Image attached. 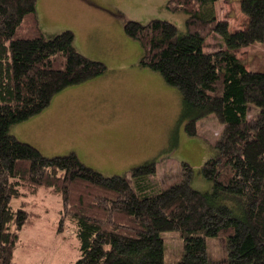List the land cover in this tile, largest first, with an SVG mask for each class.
Listing matches in <instances>:
<instances>
[{"label":"trees","instance_id":"trees-1","mask_svg":"<svg viewBox=\"0 0 264 264\" xmlns=\"http://www.w3.org/2000/svg\"><path fill=\"white\" fill-rule=\"evenodd\" d=\"M218 1H167L170 11L186 14L185 32L160 18L124 24L143 49L140 63L181 92L188 134L211 114L224 126L215 154L198 169L210 183L206 191L192 185L196 170L183 161L180 181L151 192L156 157L130 176H108L77 152L46 156L11 132L56 93L107 67L78 50L72 30L47 38L37 0H0V264H15L21 232L40 215L30 197L41 189L62 200L60 231L74 225L81 254L74 264H264V68L246 66L235 52L264 50V0H239L248 23L234 30L218 18ZM213 33L226 47L206 50ZM165 231L183 240L176 262L165 259ZM220 237L227 256L215 260L209 240Z\"/></svg>","mask_w":264,"mask_h":264},{"label":"rangeland","instance_id":"rangeland-1","mask_svg":"<svg viewBox=\"0 0 264 264\" xmlns=\"http://www.w3.org/2000/svg\"><path fill=\"white\" fill-rule=\"evenodd\" d=\"M167 1L37 0L39 26L47 38L72 30L78 50L103 61L107 69L88 82L56 93L44 111L13 125L11 132L46 156L77 152L85 163L108 176H130L132 167L147 160L133 159L158 150V173L148 186L151 192L180 181L183 161L196 170L192 185L206 191L210 183L198 169L215 154L213 146L224 126L211 114L198 121L197 134L189 135L181 92L167 84L158 71L140 63L143 49L137 39L125 33V22L146 23L154 18L167 19L185 32L186 14L170 11ZM216 11L218 18L230 23L231 30L245 28L248 23L239 0H220ZM205 45L209 51L226 47L214 33ZM258 49L246 46L235 52L246 66L264 68V50L256 54ZM256 112L252 108L250 117ZM60 138L64 141L57 142ZM30 200L36 203L31 209L40 215L36 224L21 232L14 263L74 264L81 255L80 243L70 221L60 231L61 198L41 189ZM161 237L165 239L166 261L176 262L182 255L183 240L177 231H165ZM209 248L212 259L227 256L222 237L210 238Z\"/></svg>","mask_w":264,"mask_h":264},{"label":"crops","instance_id":"crops-1","mask_svg":"<svg viewBox=\"0 0 264 264\" xmlns=\"http://www.w3.org/2000/svg\"><path fill=\"white\" fill-rule=\"evenodd\" d=\"M76 46H77V43H76ZM140 58V57H139ZM88 82V81H87ZM84 83V82H83ZM81 84V83H79ZM105 110V109H104ZM67 127V126H66ZM74 132H77V131H74ZM64 140H62L61 138L57 141V142H63ZM66 141V140H65ZM158 150L155 152V153H152V154H149V155H146V156H138L137 158L133 159L132 161H135V160H138V159H149V158H154L157 154ZM116 155H120V153H115L114 156Z\"/></svg>","mask_w":264,"mask_h":264}]
</instances>
